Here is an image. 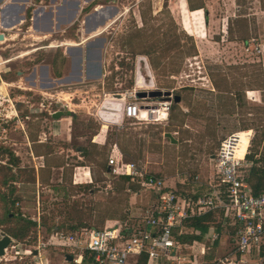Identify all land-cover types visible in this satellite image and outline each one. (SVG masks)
I'll use <instances>...</instances> for the list:
<instances>
[{
  "label": "rangeland",
  "instance_id": "374dc122",
  "mask_svg": "<svg viewBox=\"0 0 264 264\" xmlns=\"http://www.w3.org/2000/svg\"><path fill=\"white\" fill-rule=\"evenodd\" d=\"M48 1L44 0V5ZM108 1L117 2L122 13L105 20L101 26L104 29L96 36L83 31L82 15L70 28V32L80 29L77 37L67 30L64 33V24L59 32L40 39L41 33L37 31L40 29L32 27L31 18L12 31L0 29L8 39L4 43L0 41V178L1 166L12 153L18 158V168H13L17 174L16 206L24 217H34L38 223L71 224L76 230L102 228L107 218L133 219L143 214L149 204L142 212L139 205L151 196L149 191H135L140 196L129 207V197L134 193L129 189L133 186H129L127 179L104 170L111 140L127 153L126 161L162 176L167 185H175L179 193L194 199L203 193L206 182L214 179L211 156L220 141L243 128H252L257 134L264 129V91L261 90L264 0H238L240 13L250 17L229 20L226 25L222 21L226 16L225 0L209 1L208 6L205 0H186L187 6L182 8L178 0H97L95 3L113 4ZM198 6H202L204 13L208 7L211 10L207 17L209 26L201 27L207 28V41L203 43L196 42L180 26L184 9ZM184 17L188 18V14ZM35 26L40 28L36 23ZM246 40L251 41L246 45L250 46L249 50L243 46ZM72 42L81 46L66 45ZM256 45L258 51L253 48ZM78 47L85 50V56L76 52ZM36 48L39 49L35 51ZM99 60L101 77L95 72V62L98 65ZM46 65L53 78L49 88H44L43 81ZM33 69L37 81L31 85ZM80 72L85 73L83 78ZM139 76L142 86H137ZM156 90L170 91V99L137 96L138 92ZM126 91L133 95L130 100L141 106L151 104L160 108V112L148 118L121 117L119 130H111L108 143L101 147L89 148L76 139L86 134L85 124L89 125L90 133L98 129V121L102 120L96 112L105 120L104 104L112 94ZM173 96H178L179 101H172ZM165 109L167 117L160 119ZM69 112L74 118L67 121L71 138L66 140L67 134H57L60 122L54 121L53 115L67 116ZM167 132L177 143L164 137ZM39 135L43 136L42 143L35 142L40 140ZM246 144L247 139L242 135L238 154ZM84 146L88 156L78 160L77 155L82 154L75 153V149ZM250 151L264 154V145L254 141ZM38 154L43 156L36 158ZM40 165L44 167L39 168ZM79 166H86L94 178L91 193L72 183L73 174L82 171ZM250 166L251 162L245 159L244 175ZM128 208L132 210L127 212ZM44 229L37 230L45 238L48 235ZM38 232L34 230L29 238L18 242L16 249H8L0 264H34L28 250L32 252L36 246ZM235 243L232 228L224 224L219 230V240L206 248L205 261L210 263L228 253ZM63 253L62 247L52 244L44 250L49 264H72L63 259ZM188 253L190 250H182V254Z\"/></svg>",
  "mask_w": 264,
  "mask_h": 264
},
{
  "label": "built area",
  "instance_id": "2783aa9c",
  "mask_svg": "<svg viewBox=\"0 0 264 264\" xmlns=\"http://www.w3.org/2000/svg\"><path fill=\"white\" fill-rule=\"evenodd\" d=\"M0 36L4 37L1 30ZM248 46L246 50H249ZM253 48L258 51L259 45ZM132 96L128 91L111 95L112 101L121 102L122 118L139 119L141 110L144 111L143 118L150 117L153 111L160 112L156 106H141L130 100ZM164 113L166 118L167 109ZM95 115L104 120L100 113L96 112ZM108 121L116 123L114 118ZM242 135L246 137L247 144L244 151L238 154ZM252 136V130L247 129L231 132L220 141L212 157L214 179L207 181L203 193L194 199L167 186L162 177L150 175L136 163L110 157L108 167L111 174L137 181L149 191L151 202L143 214L104 228L80 227L71 232L56 230L48 239L41 237L38 232L33 253L28 250L35 260L34 264L48 263L44 250L50 244L62 247L65 253L70 254L72 264H81L84 255L94 264H136L140 256L146 257V264H264V192L252 194L246 176L242 173V163L245 162ZM215 211L222 213V224L232 228L236 237L235 246L210 263L203 260L199 262L195 257L185 262V256L182 255L185 248L175 240L174 229L178 228L181 234L186 219ZM207 230L202 240L209 247L219 240V232L214 226ZM195 234L200 232L195 231ZM16 247L17 243L13 240L4 249L0 261L5 259L8 249L14 250ZM15 253L20 254L18 251ZM201 253L204 254V247Z\"/></svg>",
  "mask_w": 264,
  "mask_h": 264
},
{
  "label": "crops",
  "instance_id": "0c3cea01",
  "mask_svg": "<svg viewBox=\"0 0 264 264\" xmlns=\"http://www.w3.org/2000/svg\"><path fill=\"white\" fill-rule=\"evenodd\" d=\"M38 1L39 2H37L36 0H28V2L24 3V8L22 10H20L19 5L22 4V2L20 0H0V26L3 28H6L7 30H10V31L17 29V27L19 25H22L23 22L26 23V12L28 10L29 14L31 13V15H30L31 19L30 18L29 19H30V22L32 21L31 22L32 27L35 25V23L37 24V26L39 25V23L43 24V26L41 28H37V27L34 28L36 30L40 29V30H37L41 33L40 36H38V37L40 39H43L46 34L52 33L53 30L54 31L55 30L60 31L61 25L65 24L66 27H68L73 22V20L76 18V15L78 14V13L76 14L77 6L79 7V10H81L82 8H86L92 2V0H49L48 5H44V0H38ZM209 1H212V0H205L206 6H208L207 3ZM54 2H56V4L51 5ZM224 2H225V4H227V7L224 8L226 10L225 11L226 16L224 18H222V21L225 22V25L229 20L232 21L234 19H242V18H245L247 16L250 17V15H248V14H241L240 13L241 5H240L238 0H225ZM109 3H113V4H108L106 6H102L101 4L97 5V3H96L93 6L92 11L88 12L87 15L85 16V18H86V19L84 18L85 21L88 18H92L90 20H92L93 23L91 24V28L88 31L89 33L93 34L92 36H96V35L101 33V31L104 29L101 26L105 24V20L111 19L114 16H116L117 14L122 13V10L119 9V7H117V2H115V1L111 2L110 1ZM178 4H179V7H181V8H182V6L183 7L187 6L186 0H178ZM201 7L202 6H198L197 8H195L193 10L184 9L185 12L182 14V17L180 18L181 28L185 32H187L190 36H192L194 38V40L198 43H203V41H207L206 40V38H207L206 29L207 28L201 29V27L209 26L210 20L207 17L209 14H211V12H210L211 10L209 9V7H208V10L205 9V13ZM30 9H31V12H30ZM122 9H123V7H122ZM198 11H199V13H198ZM208 12H210V13L208 14ZM186 14H188V18L184 17ZM33 17L36 18V20H34V22L32 20ZM183 20H184V22H183ZM249 20H250V18L247 19V21H249ZM99 21H103V22L99 23ZM96 24H98L96 30L92 31L93 26H95ZM47 26H51L50 31H44V28H46ZM18 30H20V29L18 28ZM1 40H3V38ZM250 40H246V42L243 43V46L246 47V45L252 41V40L251 41ZM66 45L72 46L74 44L66 43ZM78 46H81V44H79ZM76 52L79 53V55L85 56V50L82 49V47H78ZM68 56H69V52H68ZM94 58L96 61V56H94ZM93 67H94V65L92 64V68ZM101 68H102V65L100 64V60L98 62V65H97V62H95V72H96V74L98 73L99 77H101V75H102V72H101L102 69ZM84 75H85V73H84ZM84 75L81 74V72L79 73V76H81V77ZM67 79H69V78H67ZM51 80H53L52 77H51ZM118 112L115 114L113 113L112 117L110 115L106 114L107 117H105V120L98 121L99 122V124H98L99 128L95 129L94 132H91V133L88 132L90 130V129H88L89 125L85 124L83 126V129L86 131V134H81L80 136L76 137V139L83 142L84 145H86L89 148L95 147V146L96 147L104 146L106 143H108L109 132L113 129L119 130V126L117 124L120 121L119 119H121V109ZM70 113H72V112H70ZM57 114H59V113H57ZM57 114H55V115H57ZM53 117H54V115H53ZM109 118H114V120L117 124L114 122H113L114 124L109 122L108 121ZM53 119H55L54 121L60 122L59 127L57 128V130H59L57 132V134H60V135L67 134L66 137H64V139L66 138V140H70L68 138H71V136L69 134L71 129H70V127H69L70 125H68L67 121H68V119H71V117L65 116V115L63 116L62 114H60L59 118L54 117ZM34 137L36 138V136H34ZM34 137H33V140H34ZM42 137L43 136L39 135L38 138H40V140H37L35 142L42 143V140H43ZM87 147H85V146L83 148L77 147L75 149V153H81L82 154L81 156L77 155L78 160H81V158H83V157L85 158V156H88L87 149H86ZM108 147L110 149L109 155H112L115 159H117V160L120 159L122 162H133V161H124L123 160V156L119 150V147H118V144L116 141L113 142L111 140L110 143H108ZM42 156H43L42 154H38L36 156V158H39ZM107 162H108V160H107ZM43 167H44V165H42L39 168H43ZM78 168H81L82 171H80V172L78 171V172H75L73 174V176H72L73 185H82L83 186V185L94 184V178L92 177L90 171L85 169L86 166H79ZM108 170H109V167H108ZM158 176L162 177L160 175H158ZM164 181H166V180L164 179ZM50 182H52V181H50ZM167 186H169V185H167ZM169 187L174 188L176 186L174 185V187L173 186H169ZM142 190L145 191V189H143V188H142ZM89 192L91 193L92 190L90 189ZM138 195H139L138 193L134 192L133 195H131L129 197V201H128L129 207H133L134 203L136 204V196H138ZM150 202H151V196L148 198V200L144 201L143 203H141L139 205V209H141V212L145 206L150 204ZM130 210H132V209L128 208L127 212ZM30 219H33L36 221V219L34 217H32ZM124 220H127V219L125 218L123 220H119L117 218H107V219H105V221L101 227L102 228L108 227V226L113 225V222H119V221H124ZM187 228L188 227H186L185 225L181 228V231L183 234L200 235V240L194 241L191 244H187V243H180L178 240L175 239L178 243H180L182 245L183 248H185L184 250H188V251L190 250V253H188L190 255L182 254L185 256V262L191 261L193 259V257H195L196 260L199 262H201V260L205 261L206 257H208V255L206 256L207 246L203 243L202 239L204 238L203 236L207 233L208 228L200 234H195V231L187 230ZM196 231L199 232V230H196ZM216 231L219 232V230H217V229H216ZM174 238H175V236H174ZM203 247H204V254L201 253V250ZM205 252H206V254H205ZM66 255H70V254L64 252L63 253V259H65ZM47 261H48V259H47ZM67 262H70V261H67ZM47 264H49V262Z\"/></svg>",
  "mask_w": 264,
  "mask_h": 264
},
{
  "label": "trees",
  "instance_id": "16d2710c",
  "mask_svg": "<svg viewBox=\"0 0 264 264\" xmlns=\"http://www.w3.org/2000/svg\"><path fill=\"white\" fill-rule=\"evenodd\" d=\"M29 18H30V14L29 11H27L26 22L27 20H29ZM261 90L264 91V86ZM172 101L174 100L172 99ZM169 108H171V106ZM59 115L60 113L54 116L59 118ZM67 116L74 118V114L70 112L68 113ZM248 128L249 127L243 128V130ZM252 130L254 134L251 138L250 145L248 148V153L246 154L245 157L246 161L251 162V166L248 169L247 173L245 174L246 176L245 179L249 184L252 194L258 195L264 192V154L260 153V155H258L257 152H251L250 146L252 147L254 141H256L258 144L262 142V144L264 145V141H263L264 129H262L258 134L255 132L254 129ZM119 150L123 156V160L126 161L124 157L127 155V153L121 150L120 147ZM110 157L114 158L112 155H109L108 159ZM14 167L18 168V158L15 157V155H13L12 153H9V159L7 163L1 166L2 177L0 178V203H1L0 230H2L4 233L9 235L16 243L26 238H29L34 230L38 232L37 230L38 228H40L41 232H43V229L45 227L44 234L46 236L48 235L47 237H45V239H48L49 235H51L56 230L58 231L62 230L65 232L74 231L76 227L71 224L46 225L45 223H42L40 221L38 223L33 219L26 218L21 214L19 207L16 206V203H18V201L14 197V194L16 192L15 183L17 182V174L15 173V171H13ZM104 170L107 172V174H110L108 170V163L105 166ZM149 174L158 176L152 173ZM117 177H123L127 179L129 181L128 182L129 186H133L129 190H132L133 192L142 189V186L137 181L132 182L128 179V177L125 176H117ZM31 181H34V176L31 178ZM82 187L90 190L92 186L83 185ZM3 188L4 190H2ZM183 225H185L188 228L197 229L199 230L200 233L205 231L209 226H214L217 230H221V227L223 226L222 213L220 211H215V212H206L199 216H192L186 219L183 222ZM178 230H179L178 228L174 229V236L175 239L178 240L180 243L191 244L194 241L200 240V235H188L183 233L180 234L178 233ZM81 264H94V263L87 255H84ZM136 264H146V257L145 256L138 257Z\"/></svg>",
  "mask_w": 264,
  "mask_h": 264
},
{
  "label": "water",
  "instance_id": "95a60500",
  "mask_svg": "<svg viewBox=\"0 0 264 264\" xmlns=\"http://www.w3.org/2000/svg\"><path fill=\"white\" fill-rule=\"evenodd\" d=\"M22 2L21 5H19V9L22 10L24 8V3L28 2V0H20ZM33 22L34 20H36L35 17L32 18ZM103 21H99V23H102ZM98 23V24H99ZM98 24H96L95 26H93L92 31H95ZM36 26L34 25L33 28H35ZM51 30V26H47L46 28H44V31H50ZM2 39V37L0 36V40ZM97 58L100 59V51L98 50L97 52ZM80 62V61H79ZM138 97H144V98H165V99H170L171 97V92L170 91H160V90H156V91H148V92H138L137 93ZM172 99L174 100V102H178L179 101V97L178 96H173ZM164 137L168 138L169 141L171 143H177V140L171 135V133L167 132L164 133ZM213 156H211L212 158ZM13 243V239L7 235L4 232H0V257H2L4 255V249H6L9 245H11ZM35 253V251H34ZM65 260L66 261H70L71 260V256L70 255H66L65 256Z\"/></svg>",
  "mask_w": 264,
  "mask_h": 264
},
{
  "label": "flooded vegetation",
  "instance_id": "af4514ba",
  "mask_svg": "<svg viewBox=\"0 0 264 264\" xmlns=\"http://www.w3.org/2000/svg\"><path fill=\"white\" fill-rule=\"evenodd\" d=\"M97 0H92V2L86 7V8H82L81 10H79V7L77 6V11H76V18L73 20V22L68 26V27H66L65 29H64V33H66V30H67V33L68 34H71V35H77L78 36V33H80V29L79 28H77V29H72V31L70 32V28L75 24V22H76V20L82 15V16H84V18H85V16L87 15V13L88 12H90V11H92V9H93V6L96 4L95 2H96ZM110 2V1H109ZM28 11V10H27ZM30 12H31V9H30ZM84 18H83V24H84V26H83V31L84 32H88L89 31V29L91 28V24L93 23V21L92 20H90V19H92V18H88L86 21H84ZM40 28L43 26V24L42 23H39V25H38ZM58 29V28H57ZM76 30V32L75 33H73V31H75ZM57 32H59V30H53V32L52 33H57ZM62 34H60V36H61ZM76 36V37H77ZM6 40H8V39H6V37L4 36L3 37V43L6 41ZM73 44H74V46H78L79 44L77 43V44H75L74 42H72ZM73 46V45H72ZM39 48H36L35 49V51L36 50H38ZM77 49V48H76ZM76 49H74V51L76 50ZM74 54V53H73ZM34 60V59H33ZM35 77H36V74H35V72H34V69H33V71H32V73H31V75H30V84L31 85H33L34 84V81H35ZM43 81H44V85L46 86H44V88H49V86H50V83H49V81H51V76H50V74H49V68H48V65H46L45 66V69H44V72H43ZM3 83V82H2Z\"/></svg>",
  "mask_w": 264,
  "mask_h": 264
},
{
  "label": "bare ground",
  "instance_id": "6f19581e",
  "mask_svg": "<svg viewBox=\"0 0 264 264\" xmlns=\"http://www.w3.org/2000/svg\"><path fill=\"white\" fill-rule=\"evenodd\" d=\"M143 72V71H142ZM144 74V73H143ZM143 83H142V78L139 76L137 78V86H142ZM105 101V99H104ZM104 111H102V113H104L105 115L108 114L110 115L111 113H117L120 109H121V102L120 101H117V100H113V101H110V99L108 100V103L106 102L104 104V107L102 108ZM119 113V112H118ZM144 114V111L141 110V116L140 117H143L142 115ZM157 114L155 111H153L151 113V116L150 117H154V115ZM162 114V113H161ZM159 116V115H158ZM162 116L165 117V114L163 113L159 118L161 119ZM120 120V119H119Z\"/></svg>",
  "mask_w": 264,
  "mask_h": 264
}]
</instances>
